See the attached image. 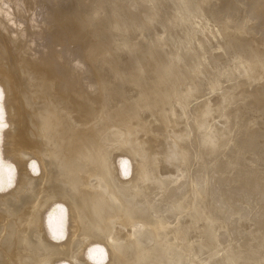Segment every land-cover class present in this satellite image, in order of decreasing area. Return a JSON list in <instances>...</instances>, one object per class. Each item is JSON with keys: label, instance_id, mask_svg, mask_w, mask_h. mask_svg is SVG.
Listing matches in <instances>:
<instances>
[{"label": "bare ground", "instance_id": "obj_1", "mask_svg": "<svg viewBox=\"0 0 264 264\" xmlns=\"http://www.w3.org/2000/svg\"><path fill=\"white\" fill-rule=\"evenodd\" d=\"M0 264H264V0H0Z\"/></svg>", "mask_w": 264, "mask_h": 264}]
</instances>
